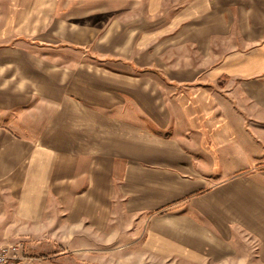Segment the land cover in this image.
I'll use <instances>...</instances> for the list:
<instances>
[{
	"label": "crops",
	"instance_id": "obj_1",
	"mask_svg": "<svg viewBox=\"0 0 264 264\" xmlns=\"http://www.w3.org/2000/svg\"><path fill=\"white\" fill-rule=\"evenodd\" d=\"M12 1L0 245L264 264V0Z\"/></svg>",
	"mask_w": 264,
	"mask_h": 264
},
{
	"label": "rangeland",
	"instance_id": "obj_2",
	"mask_svg": "<svg viewBox=\"0 0 264 264\" xmlns=\"http://www.w3.org/2000/svg\"><path fill=\"white\" fill-rule=\"evenodd\" d=\"M15 1L12 0H0V6L1 7H8L11 3ZM23 2V1H22ZM102 50V49H101ZM69 57L75 58L76 56L81 57L83 52H77L74 49H69ZM87 51L90 53V49H87ZM53 54H59L54 52ZM105 54L100 52L99 55H95L101 59L105 57H101ZM107 57V56H106ZM44 242V241H42ZM102 248H106V251H102V254L100 256H84L85 264H140L141 261L144 259H141L139 255H136V252H141V250L137 247H129L126 244L118 245L115 244L113 241L108 242L105 240H102ZM18 243H22V241H19ZM120 244V243H119ZM56 248H60V245H55ZM55 249H50L49 247L45 246H39V247H31L30 245H26V255L28 256V259L25 260L24 264H49L50 262H56L58 264L62 263H69V264H75L76 259L68 257V261L65 262L64 260L59 259L56 257H49L50 254L54 252ZM94 260V261H93ZM149 263H154L156 261V258L149 256Z\"/></svg>",
	"mask_w": 264,
	"mask_h": 264
},
{
	"label": "built area",
	"instance_id": "obj_3",
	"mask_svg": "<svg viewBox=\"0 0 264 264\" xmlns=\"http://www.w3.org/2000/svg\"><path fill=\"white\" fill-rule=\"evenodd\" d=\"M28 259L24 246L18 242L0 245V264H20Z\"/></svg>",
	"mask_w": 264,
	"mask_h": 264
}]
</instances>
